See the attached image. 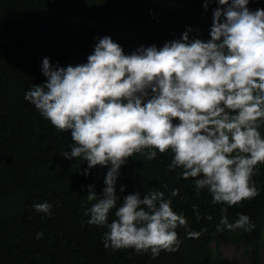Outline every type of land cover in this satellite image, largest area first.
I'll return each mask as SVG.
<instances>
[{
  "label": "clouds",
  "instance_id": "9594fccd",
  "mask_svg": "<svg viewBox=\"0 0 264 264\" xmlns=\"http://www.w3.org/2000/svg\"><path fill=\"white\" fill-rule=\"evenodd\" d=\"M218 3L226 7L214 10L207 42L190 40L189 28L160 49L141 46L125 55L104 36L87 63L53 67L43 58L46 83L25 93L59 132L71 133L73 145L64 158L87 161L88 169L110 165L102 198L88 186L86 199L95 203L85 212L90 225L108 228L105 249L132 248L156 259L161 251L178 250V227L188 238L201 234L187 230L184 215L173 211L161 191L143 198L129 194L117 208L119 170L136 154L153 160L171 151L168 171L181 169L183 179H194L197 194L209 191L213 204L231 207L258 195L252 176L264 164V9L250 11L249 0ZM177 195L173 189L171 196ZM51 207L34 205L45 214ZM113 208L116 219L108 223ZM193 211L199 219L195 206ZM226 212L222 207L218 232L254 229L247 215L229 223Z\"/></svg>",
  "mask_w": 264,
  "mask_h": 264
},
{
  "label": "trees",
  "instance_id": "16d2710c",
  "mask_svg": "<svg viewBox=\"0 0 264 264\" xmlns=\"http://www.w3.org/2000/svg\"><path fill=\"white\" fill-rule=\"evenodd\" d=\"M205 3L0 0V264H237L223 256L220 242L243 248L256 264L258 247L264 245V164H258L252 176L258 195L229 207L213 204L206 188L197 194L194 179H183L181 169L168 171L171 151L158 152L153 160H147L146 153L129 157L117 178V208L129 194L139 192L143 198L161 191L171 199L173 211L184 215L187 230L201 234L188 238L186 229L178 227V250L161 251L156 259L132 248L105 249L108 228L90 225L85 212L95 203L86 199L88 186L102 198L110 165L88 169L87 161L64 158L62 153L73 145L71 133L59 132L24 98L34 85L46 83L43 58L53 67L87 63L104 36L118 43L125 55L141 46L160 49L181 40L189 28L190 40L207 42L214 10L226 6L210 0L205 8ZM247 7L264 9V0H249ZM259 131L264 138V124ZM173 189L179 195L172 197ZM45 202L52 206L50 214L36 212L34 205ZM222 207L227 208L229 223L243 214L254 229L218 232ZM115 211H110L108 223L116 219ZM37 233L43 237L37 239Z\"/></svg>",
  "mask_w": 264,
  "mask_h": 264
},
{
  "label": "rangeland",
  "instance_id": "374dc122",
  "mask_svg": "<svg viewBox=\"0 0 264 264\" xmlns=\"http://www.w3.org/2000/svg\"><path fill=\"white\" fill-rule=\"evenodd\" d=\"M215 246V244H212ZM218 248L224 257L234 260L237 264H253L252 255H248L243 248H238L233 243L220 242ZM259 257L256 264H264V245L260 244L258 247Z\"/></svg>",
  "mask_w": 264,
  "mask_h": 264
}]
</instances>
